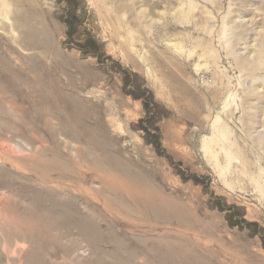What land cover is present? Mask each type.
Instances as JSON below:
<instances>
[{
  "label": "rangeland",
  "instance_id": "rangeland-1",
  "mask_svg": "<svg viewBox=\"0 0 264 264\" xmlns=\"http://www.w3.org/2000/svg\"><path fill=\"white\" fill-rule=\"evenodd\" d=\"M0 264H264V0H0Z\"/></svg>",
  "mask_w": 264,
  "mask_h": 264
},
{
  "label": "bare ground",
  "instance_id": "bare-ground-1",
  "mask_svg": "<svg viewBox=\"0 0 264 264\" xmlns=\"http://www.w3.org/2000/svg\"><path fill=\"white\" fill-rule=\"evenodd\" d=\"M15 73H16V72H15ZM17 73H19V72H17ZM17 73H16V75H18ZM19 76H22V77H23L24 75H23L22 73H20ZM16 77H17V76H16ZM142 198H143V197H142ZM146 199L148 200V198H146ZM149 199H150V198H149ZM140 200H141V199H140ZM143 201H144V200H143ZM145 201H146V200H145ZM149 201H150V200H149ZM157 202H158V201H157ZM157 202H156V203H157ZM154 203H155V202H154ZM154 203H153V204H154ZM165 203H166V202H165ZM158 204H159V203H158ZM159 206H160V205H159ZM159 206H158V207H159ZM160 207H161V206H160ZM161 208H163V207H161Z\"/></svg>",
  "mask_w": 264,
  "mask_h": 264
}]
</instances>
